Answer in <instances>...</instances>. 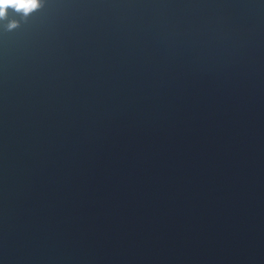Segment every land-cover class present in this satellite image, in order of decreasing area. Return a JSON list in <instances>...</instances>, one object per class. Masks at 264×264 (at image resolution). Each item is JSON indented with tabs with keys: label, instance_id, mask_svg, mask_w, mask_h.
Returning <instances> with one entry per match:
<instances>
[{
	"label": "water",
	"instance_id": "water-1",
	"mask_svg": "<svg viewBox=\"0 0 264 264\" xmlns=\"http://www.w3.org/2000/svg\"><path fill=\"white\" fill-rule=\"evenodd\" d=\"M42 5L0 19V264H264V0Z\"/></svg>",
	"mask_w": 264,
	"mask_h": 264
},
{
	"label": "clouds",
	"instance_id": "clouds-1",
	"mask_svg": "<svg viewBox=\"0 0 264 264\" xmlns=\"http://www.w3.org/2000/svg\"><path fill=\"white\" fill-rule=\"evenodd\" d=\"M42 0H0V19L7 17L9 9L21 14L25 19L34 11L42 7ZM19 26V22L12 20L8 23V29L13 30Z\"/></svg>",
	"mask_w": 264,
	"mask_h": 264
}]
</instances>
